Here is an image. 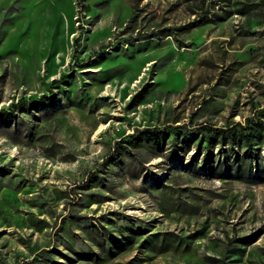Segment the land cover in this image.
I'll use <instances>...</instances> for the list:
<instances>
[{
  "label": "rangeland",
  "instance_id": "374dc122",
  "mask_svg": "<svg viewBox=\"0 0 264 264\" xmlns=\"http://www.w3.org/2000/svg\"><path fill=\"white\" fill-rule=\"evenodd\" d=\"M131 2L0 0V264H264V0Z\"/></svg>",
  "mask_w": 264,
  "mask_h": 264
},
{
  "label": "trees",
  "instance_id": "16d2710c",
  "mask_svg": "<svg viewBox=\"0 0 264 264\" xmlns=\"http://www.w3.org/2000/svg\"><path fill=\"white\" fill-rule=\"evenodd\" d=\"M131 4H132V9L133 11L135 10L136 6L142 1V0H131ZM150 1V0H148ZM225 1V0H223ZM176 4H178V6H184L186 9L190 10L191 14H197L200 16V20L197 19L195 21H192L190 23L184 24L180 27H178V31H182V32H189L190 30H192L197 24H200L203 21L208 20L207 22H217L220 20H224L225 18H227L230 14H232L233 10H236L237 12L243 13L245 10L244 6L241 7H236V9H232V10H225L224 13L222 15H219L213 11H209L205 8V0H176ZM237 4V3H236ZM234 3V6L236 5ZM195 8V9H194ZM215 6H212V9H214ZM206 9V10H205ZM211 13V16H213L212 19H210V17L208 18L206 13ZM203 13V15H202ZM164 36H173L174 32L172 31V29L168 28L164 31L163 33ZM264 124V122H263ZM164 132L163 128H159L158 126H145L142 128L137 129L135 132H133L132 134H130V141H136L137 143L141 142L142 140H147V139H152V138H158L159 136H161ZM181 133V132H180ZM197 133V132H196ZM190 135L193 134H187V133H183L182 137L184 139V141H187V138L190 137ZM195 135V133H194ZM198 136V148L201 149V143L204 142V146L205 147H209L210 143L213 140H218L221 143H227V144H232L235 142L237 137L243 138L244 139V144H245V150L243 152V156L242 158L238 156L237 152L233 151V158L231 159V163L228 161V159H226L223 156H220V154H218L219 156L216 158V160L214 158H211V151H207L208 153H206V156L203 160V164L202 166L207 169V170H213L218 168L220 171L217 173H222L221 170L226 167L228 169H232L234 170V172L238 175L239 171L243 172V165L244 163H246V167L249 171V173H252V170L254 168L253 164H252V160L251 158L254 155V147L252 145V140H251V133L250 132H243V131H237V130H232L231 129H227V128H222V127H212L210 131H208L207 135H199ZM203 146V147H204ZM231 150H233L232 148H230ZM221 151H225V149L223 148ZM122 155H127V156H132L134 158H137V155L135 154L134 151H132V149L128 146H126L125 144H123V140L121 139H116L113 142L112 145V150L110 152V154L108 155V160L110 162H116L118 161ZM247 161V162H246ZM226 165V166H225ZM258 169L264 171V164L261 166H257Z\"/></svg>",
  "mask_w": 264,
  "mask_h": 264
}]
</instances>
